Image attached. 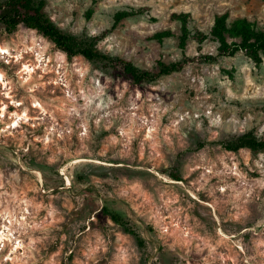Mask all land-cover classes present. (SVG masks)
<instances>
[{
  "label": "rangeland",
  "instance_id": "obj_1",
  "mask_svg": "<svg viewBox=\"0 0 264 264\" xmlns=\"http://www.w3.org/2000/svg\"><path fill=\"white\" fill-rule=\"evenodd\" d=\"M44 12L150 72L197 54L178 47L177 15L207 36L204 54L216 16L264 28V0H46ZM0 45V264H264V150H226L264 141V55L136 85L24 26L0 24Z\"/></svg>",
  "mask_w": 264,
  "mask_h": 264
},
{
  "label": "trees",
  "instance_id": "obj_2",
  "mask_svg": "<svg viewBox=\"0 0 264 264\" xmlns=\"http://www.w3.org/2000/svg\"><path fill=\"white\" fill-rule=\"evenodd\" d=\"M46 0H3L0 1V24L8 34L15 32L19 26L40 33L50 40L55 47L68 58L81 56L89 62H102L113 70H121L136 84L151 83L156 79L182 71L185 67L196 63L213 64L218 58L232 57L237 52H243L252 62L259 63L264 55V28H258L255 23L245 19L229 21L226 15L216 16L210 35L217 43L216 55L201 52L207 36L196 28H190L186 14L175 16L181 23L178 47L185 51L189 41L196 44L197 54L189 57L184 55L181 60L157 65L156 72L140 70L132 63L112 57L99 51L93 44L80 42L75 37L63 33L45 14ZM130 10L118 13L116 17L125 18L136 15ZM155 40L172 37L169 32L155 34ZM240 149L251 151L264 150V141L256 140L250 134H244L229 142L226 150L236 152ZM177 181V176H172ZM110 219L118 225L122 223L119 216L110 214Z\"/></svg>",
  "mask_w": 264,
  "mask_h": 264
},
{
  "label": "bare ground",
  "instance_id": "obj_3",
  "mask_svg": "<svg viewBox=\"0 0 264 264\" xmlns=\"http://www.w3.org/2000/svg\"><path fill=\"white\" fill-rule=\"evenodd\" d=\"M8 53V50H6V49H4L1 45H0V54H7ZM25 69H26V71L27 72H29L30 70L28 69V68H26L25 67ZM3 83V76L1 75V73H0V84H2ZM4 110V109H3ZM2 113H3V111H2ZM68 180V179H67Z\"/></svg>",
  "mask_w": 264,
  "mask_h": 264
}]
</instances>
